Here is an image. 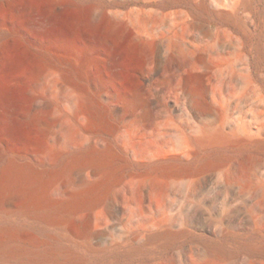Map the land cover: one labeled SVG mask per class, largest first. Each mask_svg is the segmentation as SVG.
I'll use <instances>...</instances> for the list:
<instances>
[{"label":"rangeland","instance_id":"374dc122","mask_svg":"<svg viewBox=\"0 0 264 264\" xmlns=\"http://www.w3.org/2000/svg\"><path fill=\"white\" fill-rule=\"evenodd\" d=\"M261 12L264 0H0V173L35 176L15 206L0 185V226L22 248L0 264L57 246L75 258L55 264H264ZM44 220L91 222L93 247Z\"/></svg>","mask_w":264,"mask_h":264},{"label":"bare ground","instance_id":"6f19581e","mask_svg":"<svg viewBox=\"0 0 264 264\" xmlns=\"http://www.w3.org/2000/svg\"><path fill=\"white\" fill-rule=\"evenodd\" d=\"M28 6H26L27 8ZM5 120L7 122V129L8 133L11 137L19 138L22 137V132L20 130V115L19 111L17 109V106L15 105V101L12 97L6 98L5 102ZM48 134L50 135L51 131L48 129ZM30 173V167L29 166H23L19 165L17 163L10 164L7 168H5L0 173V185L1 188L5 191L11 192V196L7 199V202L10 205L15 206L16 202L23 198V195L25 193V190H27L28 187L33 185V182L35 180V176L33 177L29 174ZM19 187L17 190L15 188ZM31 198L36 201L40 202L39 196L34 193ZM47 208L48 210L55 211V208L53 206H47L45 205L43 208H41L40 212ZM25 208L19 207L17 209V212L19 214L23 213ZM58 209V208H57ZM62 209V208H59ZM44 213V212H42ZM45 225H50L55 227L58 230V233L63 235L64 237H67L69 239H83L89 246H92L91 243V229H92V223L87 221H68V220H44ZM106 224V223H105ZM98 225H104V223H97ZM140 228L143 227V225L140 223ZM18 232L14 230H9L7 228H3L0 226V256H4L8 251L13 255L19 254V251L22 249L20 246L15 245L12 240V236L10 235H17ZM136 236L128 237L123 242V244L127 242H134ZM162 237L161 232H154L151 234L146 235V245L154 242ZM95 246V245H94ZM142 246V245H141ZM140 248V246H137L135 248L132 247V249H128V252H134L137 251ZM28 256H31V260L34 264H55L54 259L58 255H63L67 259H74L75 256L66 248L63 249L61 246H57L53 249H47V252L45 253H38L33 252V250H25ZM204 264H211V261L209 257H207L204 261ZM170 263L169 260L165 262H158L157 264H168ZM31 264V263H30Z\"/></svg>","mask_w":264,"mask_h":264},{"label":"crops","instance_id":"0c3cea01","mask_svg":"<svg viewBox=\"0 0 264 264\" xmlns=\"http://www.w3.org/2000/svg\"><path fill=\"white\" fill-rule=\"evenodd\" d=\"M259 15V21H260V25H261V30H263L264 27V14H262V12Z\"/></svg>","mask_w":264,"mask_h":264}]
</instances>
